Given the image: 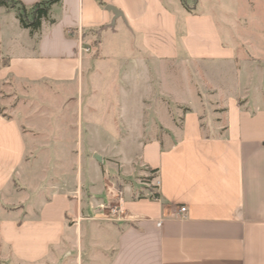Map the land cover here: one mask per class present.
<instances>
[{
    "label": "crops",
    "instance_id": "obj_1",
    "mask_svg": "<svg viewBox=\"0 0 264 264\" xmlns=\"http://www.w3.org/2000/svg\"><path fill=\"white\" fill-rule=\"evenodd\" d=\"M242 6L245 14L224 19L222 33L216 13ZM263 14L264 0H61L32 34L0 6V263L264 264ZM243 20L249 33L239 42ZM95 53L120 69L197 62L220 70L178 124L162 115L165 135L145 142L141 156L158 187L127 192L126 217L116 223L88 217L104 194L84 201L74 196L76 180L25 195L18 188L33 143L26 129H36L25 127L30 96L73 87L78 95L86 76L93 79ZM131 99L127 117L139 123ZM77 111L83 124L82 101ZM97 128L108 142L103 118Z\"/></svg>",
    "mask_w": 264,
    "mask_h": 264
},
{
    "label": "rangeland",
    "instance_id": "obj_2",
    "mask_svg": "<svg viewBox=\"0 0 264 264\" xmlns=\"http://www.w3.org/2000/svg\"><path fill=\"white\" fill-rule=\"evenodd\" d=\"M234 9L236 12L216 13L222 33L229 32L224 19L238 22L239 13L245 14L244 7ZM262 18L264 20V14ZM244 23L243 20L242 28L237 31L239 42H244L249 33ZM93 57L98 60L94 64L93 79L86 76L78 95L73 87L59 92L55 90L53 94L30 96L31 101L25 110L26 118L27 115L32 117L25 120V127L29 125L37 130L26 129L33 143L29 145L25 165L28 173L22 183L18 182V188L25 195V192L38 190L42 185L72 184L76 180L71 185H75L78 191L74 196L79 194L88 202L100 201V197L94 196L104 194L102 202L89 205L92 214L88 217L116 223L122 218L114 216L112 208L129 195L127 192L139 197L149 195L158 187L157 173L147 168L141 156L145 142L165 135L160 127L162 115L173 117L178 124L189 100L197 99L204 83L209 84L212 73L220 70L217 66L197 62H147L140 70L126 65L120 69L118 65L102 62L98 53ZM138 71L141 74L138 81L126 78ZM146 72L151 73L150 80L146 79ZM135 88L141 90L140 95L137 92L134 98L128 97ZM14 99L12 97L9 102ZM130 99L136 112L130 114L132 118L141 108L139 123H133L127 117L125 107ZM81 101L83 124L77 123V105ZM102 118L108 127V142L101 139L104 132L97 128V122ZM36 141L40 143H34ZM68 141L70 143L66 144ZM28 204L39 202L29 201Z\"/></svg>",
    "mask_w": 264,
    "mask_h": 264
},
{
    "label": "trees",
    "instance_id": "obj_3",
    "mask_svg": "<svg viewBox=\"0 0 264 264\" xmlns=\"http://www.w3.org/2000/svg\"><path fill=\"white\" fill-rule=\"evenodd\" d=\"M59 2L61 0H42L32 6H27L19 0H0V6L14 10L21 25L34 34L40 31L44 20L50 19L52 6ZM152 171L155 172V170Z\"/></svg>",
    "mask_w": 264,
    "mask_h": 264
},
{
    "label": "built area",
    "instance_id": "obj_4",
    "mask_svg": "<svg viewBox=\"0 0 264 264\" xmlns=\"http://www.w3.org/2000/svg\"><path fill=\"white\" fill-rule=\"evenodd\" d=\"M90 49L89 48H85V47H81L79 48V53L81 54L82 52H87L89 51ZM186 212H187V207L186 206H182L180 209H179V216L181 218H184L186 216ZM112 214L114 216H119L120 218H125L126 217V209L122 207L121 203L120 204H117L116 206H114L112 208Z\"/></svg>",
    "mask_w": 264,
    "mask_h": 264
}]
</instances>
